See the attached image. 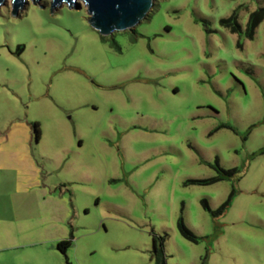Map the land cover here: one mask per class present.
<instances>
[{"label":"rangeland","instance_id":"obj_1","mask_svg":"<svg viewBox=\"0 0 264 264\" xmlns=\"http://www.w3.org/2000/svg\"><path fill=\"white\" fill-rule=\"evenodd\" d=\"M79 1L0 4V264H156L154 236L167 264H264V0H153L108 35Z\"/></svg>","mask_w":264,"mask_h":264},{"label":"water","instance_id":"obj_2","mask_svg":"<svg viewBox=\"0 0 264 264\" xmlns=\"http://www.w3.org/2000/svg\"><path fill=\"white\" fill-rule=\"evenodd\" d=\"M5 0H0V4ZM41 0H34L39 3ZM88 7L91 24L102 34L115 30L132 29L146 16L153 0H82ZM28 0H12V8L19 13ZM52 9L67 4L70 8H80L79 0H50Z\"/></svg>","mask_w":264,"mask_h":264},{"label":"trees","instance_id":"obj_3","mask_svg":"<svg viewBox=\"0 0 264 264\" xmlns=\"http://www.w3.org/2000/svg\"><path fill=\"white\" fill-rule=\"evenodd\" d=\"M262 21H264V6H261L257 10L250 13L245 34L249 38H253L257 26ZM221 22L225 24L226 26H228L232 32H242V26L238 20L237 10H235L230 17L221 19ZM34 129L36 132L37 139H40L39 123L34 124ZM221 172H222V176H217V177L207 178V179H192L190 181L192 183L209 184L217 180H221L226 177L235 175L236 173H238V168H231L227 170L222 169ZM232 198H233V192L230 194L228 199L217 209H212L207 199H202V204L205 207V209L208 210L213 216H218L224 213L225 209L230 205ZM178 228L181 234L185 238L191 241H194V242H198V237L196 236V234H194L192 230H190L187 227L183 218H180L178 220ZM72 242H73L72 238L61 239L60 241H58L57 246L61 252L66 254L68 249L72 246ZM163 246H164V243L162 242V238L154 236L153 237V255L155 257L156 264H167ZM67 264H71V262L68 259H67Z\"/></svg>","mask_w":264,"mask_h":264}]
</instances>
